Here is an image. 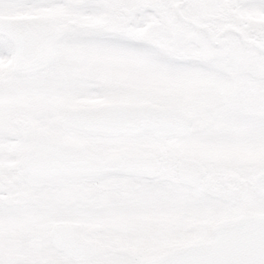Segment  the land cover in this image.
<instances>
[{
  "label": "snow or ice",
  "instance_id": "6c2138e0",
  "mask_svg": "<svg viewBox=\"0 0 264 264\" xmlns=\"http://www.w3.org/2000/svg\"><path fill=\"white\" fill-rule=\"evenodd\" d=\"M0 264H264V0H0Z\"/></svg>",
  "mask_w": 264,
  "mask_h": 264
}]
</instances>
